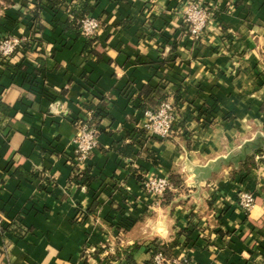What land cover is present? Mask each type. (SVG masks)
<instances>
[{"label": "crops", "instance_id": "0c3cea01", "mask_svg": "<svg viewBox=\"0 0 264 264\" xmlns=\"http://www.w3.org/2000/svg\"><path fill=\"white\" fill-rule=\"evenodd\" d=\"M83 1L101 23L99 59L58 24H76ZM187 1L0 0V37L28 41L0 62V228L19 232L0 229V264H149L154 240H175L169 255L192 264L264 259V0H194L210 12L200 40L186 34ZM162 94L177 131L146 137L144 114ZM88 110L97 148L83 181L71 141ZM144 173L177 175L181 188L161 203L141 188ZM239 191L255 197L246 213Z\"/></svg>", "mask_w": 264, "mask_h": 264}, {"label": "built area", "instance_id": "2783aa9c", "mask_svg": "<svg viewBox=\"0 0 264 264\" xmlns=\"http://www.w3.org/2000/svg\"><path fill=\"white\" fill-rule=\"evenodd\" d=\"M71 12V11H68ZM73 15V13H70ZM210 12L201 2L188 0L183 9V23L186 34L193 40H200L207 29ZM80 35L84 39L95 40L100 28V20L89 15L76 18ZM28 44L27 38L4 34L0 38V62L6 61L15 52H22ZM177 120V110L171 96L160 100L154 109L145 112L141 129L146 137L160 139L172 138L177 131L174 126ZM76 131L72 138L73 146V172L80 173L91 153L97 148V126L94 122V112L86 111V117L73 123ZM258 164L264 159V153L255 157ZM139 184L144 192L154 200H159L166 190L171 189L167 178L144 173L139 179ZM236 207L246 213L255 203L254 195L249 191H239L235 198ZM82 214V213H80ZM79 214L78 217L81 215ZM93 251V249H92ZM151 264H192L189 256L183 254L179 257L165 256L157 252L151 256Z\"/></svg>", "mask_w": 264, "mask_h": 264}, {"label": "trees", "instance_id": "16d2710c", "mask_svg": "<svg viewBox=\"0 0 264 264\" xmlns=\"http://www.w3.org/2000/svg\"><path fill=\"white\" fill-rule=\"evenodd\" d=\"M48 1L50 3H52L53 5H55L57 8H61V5H62V3L65 0H48ZM76 11H78V10H76ZM90 11H91V7L88 5V3L86 1L81 2L78 15L79 16L86 15ZM58 24L60 26H62L64 29L66 27H72L73 30L76 32V34H80L78 24L77 23L75 24L73 21H68V22L58 23ZM82 54H83V57H85V58L99 59L100 53H97L95 40L85 39V44H84L83 49H82ZM4 62L5 61H1V63H4ZM23 78H24V80H26L27 77L26 76H23ZM28 82H29V80H28ZM164 97L165 96L162 94L161 97H160V100L164 99ZM8 110H9V106L7 104H5L3 102V100L0 98V113L6 115L7 112H8ZM262 153H264V151L259 150V151H257L256 156H258V155H260ZM260 162H261L262 165H264V159H261ZM242 166H243V168L245 170H249L251 167L253 168L255 166V158H254V156L253 157L251 156V157L247 158L243 162ZM15 175L18 178H26V179H33L34 178V176L30 172H27V171L23 170L22 168H17L15 170ZM74 177L81 178L83 181H85V180L88 179V177L85 175V169L82 170L80 173L73 172L72 178H74ZM168 180H169L172 188H175L176 190H179L181 188V180L179 179V177L177 175H170L169 178H168ZM175 195L176 194L172 193V191L166 190L163 193L162 197H161V203H168L169 201H171L175 197ZM14 219H15V221H17L19 218L18 217L17 218L15 217ZM261 221H264V215H262ZM0 229L3 232L4 231H9V232L14 233L15 235L19 236V232H16L14 229H12L10 227L7 228V229H5V230L2 229V228H0ZM176 243L177 242L175 240L172 241V242H170V243H162V242L157 241V240L152 241L150 243L151 256L153 254L157 253V252H160L163 255L168 256L170 249ZM136 249H137V245H133V246H131V247L128 248V254H126L124 256V260L126 262H128V263L131 262V260H132L131 259L132 252L136 251ZM149 264H151V258L149 260ZM260 264H264V259H262V261H261Z\"/></svg>", "mask_w": 264, "mask_h": 264}]
</instances>
